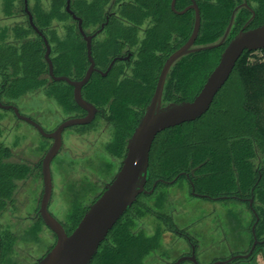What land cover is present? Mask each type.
I'll return each instance as SVG.
<instances>
[{"label": "trees", "instance_id": "16d2710c", "mask_svg": "<svg viewBox=\"0 0 264 264\" xmlns=\"http://www.w3.org/2000/svg\"><path fill=\"white\" fill-rule=\"evenodd\" d=\"M170 1L69 0V10L81 20L85 35L97 32L104 24L91 41L95 68L105 71L115 59L105 76L95 71L82 88V98L94 105L97 113L91 123L76 129L86 130L97 122L104 124L109 139L103 150L119 161L117 169L166 58L187 41L193 29L194 11L177 14L171 10ZM195 2L200 12V28L193 47L218 43L233 9L241 3L248 8L241 7L235 12L228 36L220 46L189 53L173 63L164 82L162 105L191 101L229 40L248 21L246 29L264 23V0ZM189 4L190 0H176L174 9L181 11ZM65 8L66 0H27L33 24L50 47L53 74L77 81L89 67L86 42L78 30V22ZM44 54L43 39L28 22L24 0H0V102L16 106L14 100L42 93L64 114L81 117L84 111L75 104L72 87L51 79ZM10 155L0 143V217L8 204L14 202L17 182L31 173L26 164L7 161ZM109 167L105 164L100 172L108 175ZM148 171L146 193L140 194L114 224L90 264H147L159 251L162 234L173 227L166 214L167 188L182 182L190 193L193 188L196 194L210 200L248 205L247 201L233 197L252 198V209L259 218L256 237L264 236V48L243 52L203 116L155 137ZM93 178L97 180L96 176ZM112 178L113 173L94 193L90 185L68 186L70 211L66 221L60 222L67 234ZM81 192L85 195L92 192L89 204L83 205ZM147 218L156 221L150 232L138 225ZM34 223L29 233L37 240L36 233L45 226L38 210ZM10 246L9 236L0 226V264H19L7 257L11 254ZM261 257L264 264L263 253Z\"/></svg>", "mask_w": 264, "mask_h": 264}, {"label": "rangeland", "instance_id": "374dc122", "mask_svg": "<svg viewBox=\"0 0 264 264\" xmlns=\"http://www.w3.org/2000/svg\"><path fill=\"white\" fill-rule=\"evenodd\" d=\"M13 103L20 114L31 117L46 132L72 117L64 114L55 102L48 100L42 93L18 98ZM76 128L73 126L64 130L62 146L50 165L52 194L48 210L59 222H65L70 211L68 186L74 184L75 187L87 188L90 185L93 193L95 190L98 192L102 187L100 184L106 183L112 173L114 176L119 162L103 150L109 139L104 124L97 122L86 130ZM0 143L11 154L6 158L7 161L24 163L31 169L27 177L17 182L14 202L8 204L0 217L1 229L11 242V254L7 257L19 264H33L55 241L45 226H41L36 233L37 240L29 233L35 225L42 195L40 163L51 141L43 138L26 122L17 119L11 110L0 109ZM105 164L110 165L108 175L100 172ZM91 193L85 195L81 192L83 205L89 204L93 195ZM167 193L166 214L170 216L172 228L184 229L196 236L199 264L229 259L249 250L253 243L252 230L256 236L259 218L246 203L191 195L185 182L169 186ZM155 223L153 218H147L141 219L138 225L150 232ZM258 240H264V236ZM176 243L175 236L163 233L159 251L148 259L147 264L171 263L179 254ZM262 253L264 241L263 246H257L253 258L234 264H263Z\"/></svg>", "mask_w": 264, "mask_h": 264}, {"label": "water", "instance_id": "95a60500", "mask_svg": "<svg viewBox=\"0 0 264 264\" xmlns=\"http://www.w3.org/2000/svg\"><path fill=\"white\" fill-rule=\"evenodd\" d=\"M174 1L171 2V10L177 14H183L187 10L194 11V24L187 41L172 52L165 60L159 73L154 92L144 108L136 127L126 143V151L113 178L104 186L98 198L93 201L77 226L70 234H67L60 222L49 212L48 205L52 194V176L50 165L62 146V134L65 129L73 126H82L91 123L97 113V108L82 98V88L96 71L91 55V40L93 35H85L81 20L72 15L69 10V0H66V11L78 22V30L86 42L87 59L89 67L81 80H71L65 76L53 74L52 63L49 58L50 47L45 37L35 28L31 14L27 9V0H24V9L28 16L30 26L42 37L45 45L44 60L48 66V74L53 81L65 82L72 87V95L75 104L85 112L83 117H71L63 120L53 131L46 132L33 119L20 114L14 105H5L0 102V109L11 110L15 117L26 122L45 139L51 140V145L41 159L42 195L38 206V215L47 229L55 235V243L42 257L33 264H90L99 245L104 241L108 232L119 218L133 205L137 197L146 193L145 184L149 179L148 160L149 152L155 137L169 128L183 123L192 122L203 116L210 108L216 94L228 80L236 62L244 51L256 52L264 48V23L246 29V25L239 30L223 49L219 61L206 78L198 94L191 101L171 102L162 105V91L167 73L173 63L180 57L189 53L207 50L220 46L226 38L232 24L235 8L231 14L230 22L222 39L213 45L193 47L200 28V12L195 0H190V5L181 11L174 9ZM246 5V4H244ZM111 61L107 70L102 73L105 76L114 64ZM191 194L200 196L191 189ZM252 200H250L251 204ZM253 243L245 255L234 256L226 261H217L213 264H228L236 258L247 259L253 252L257 239L252 230ZM188 259L193 264H198L192 256ZM184 259H179L175 264H180Z\"/></svg>", "mask_w": 264, "mask_h": 264}, {"label": "flooded vegetation", "instance_id": "af4514ba", "mask_svg": "<svg viewBox=\"0 0 264 264\" xmlns=\"http://www.w3.org/2000/svg\"><path fill=\"white\" fill-rule=\"evenodd\" d=\"M176 1V0H175ZM175 1H174V5H175ZM171 2H172V0L170 1V7H171ZM191 4V3H190ZM189 4V5H190ZM244 4H246V3H241V4H239V5H237L235 8H237L238 7V9H240L241 7H246V8H248L247 7V4L246 5H244ZM188 5V6H189ZM187 7V6H186ZM185 7V8H186ZM184 8V9H185ZM234 8V9H235ZM233 9V10H234ZM237 9V10H238ZM236 10V11H237ZM235 11V12H236ZM233 12V11H232ZM26 13V12H25ZM235 14V13H234ZM27 15V14H26ZM253 16V15H252ZM28 17V16H27ZM234 17V16H233ZM233 21V20H232ZM230 22V21H229ZM249 22V21H248ZM248 22H246L245 24H244V26L245 25H247L248 24ZM232 25V24H231ZM102 26L104 27V24H102ZM243 26V27H244ZM242 27V28H243ZM230 28H231V26H230ZM241 28V29H242ZM101 29V28H100ZM99 29V30H100ZM103 29V28H102ZM240 29V30H241ZM98 31V30H97ZM102 31V30H101ZM100 31V32H101ZM229 31H230V29H229ZM229 31H228V33H229ZM37 33V32H36ZM96 33V32H95ZM95 33H93V34H95ZM99 33V32H98ZM97 33V34H98ZM93 34H91V35H93ZM96 34V35H97ZM95 35V36H96ZM94 36V37H95ZM227 36H228V34H227ZM226 36V37H227ZM94 37H92V39L94 38ZM92 41V40H91ZM119 59H127V57H125V58H119ZM108 68V67H107ZM107 68H106V70H107ZM96 69V68H95ZM105 70V71H106ZM105 71H98L97 69H96V72H98V73H100L101 75H102V73H104ZM94 73V72H93ZM168 74V73H167ZM83 116H85V112H84V114L83 115H81V117H83ZM72 117H74V116H72ZM31 118V117H30ZM70 118V117H69ZM32 119V118H31ZM68 119V118H67ZM36 122V121H35ZM57 127V126H56ZM55 127V128H56ZM54 128V129H55ZM53 129V130H54ZM52 130V131H53ZM51 132V131H50ZM51 141V140H50ZM52 142V141H51ZM51 145V144H50ZM40 167H41V163H40ZM41 170V169H40ZM155 185H156V183H154L153 184V187H155ZM233 198H235V199H237V200H239V201H247L248 202V208L250 209V211L254 214V215H256V213H255V211L252 209V202H251V204L249 203L250 202V200H252V198H237V197H233ZM254 232V231H253ZM164 233H168V234H170L171 236H175L176 237V241H177V243L176 244H178V246H176L177 248V250H179V254H178V256L171 262V263H169V264H175L176 263V261L177 260H179V259H184V258H190V257H194L195 258V260L197 261V263L199 262L198 261V256H197V239H196V236L192 233H190V232H188V231H186V230H184V229H174V228H172L171 230H168V231H165ZM256 237V236H255ZM252 240H253V234H252ZM263 241L264 240H258L257 239V243H256V246H255V248H254V250H253V252L251 253V255L247 258V259H242V258H236V259H234L233 261H231L230 263H228V264H234V263H236V262H239L240 260H243V261H248L250 258H253L254 256H255V252H256V248H257V246L258 245H262L263 246ZM173 249H174V247H173ZM250 249V248H249ZM249 251V250H248ZM248 251L246 252V253H244V254H242V255H245V254H247L248 253ZM230 259V258H229ZM226 260H228V259H225V260H221V261H226ZM218 260H214V261H212L210 264H213V263H215V262H217ZM166 264H168V263H166ZM180 264H193V262H191V261H189L188 259H184V260H182L181 262H180ZM199 264V263H198Z\"/></svg>", "mask_w": 264, "mask_h": 264}]
</instances>
